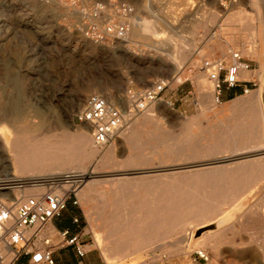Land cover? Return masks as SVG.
Wrapping results in <instances>:
<instances>
[{
	"label": "rangeland",
	"instance_id": "1",
	"mask_svg": "<svg viewBox=\"0 0 264 264\" xmlns=\"http://www.w3.org/2000/svg\"><path fill=\"white\" fill-rule=\"evenodd\" d=\"M96 1L108 0H0V118H7L0 119V131L10 138L7 129L15 124L17 128L27 130L30 142L36 141L43 145L55 143L70 134L86 131L91 135L88 125L80 124L76 118L90 93L100 92L117 102L129 88L142 90L158 86L162 81L169 85L176 73L173 67L181 63V71L194 72V95L180 100L177 110L166 111L154 105L150 106L142 112L144 114L140 113L131 121L123 135H119L120 138L117 137L109 148L101 150L97 147L102 154L85 161L83 166L86 170L83 172L91 174L92 177L99 176L101 180H117L122 177H112L120 176V172L131 168L129 160L134 156H139L134 161L137 164L148 162L145 167H176L180 170L178 173L220 166L215 163L222 159L215 158L175 162V157L168 151L175 144V140L185 136L190 140L189 143H184L187 146L197 143L215 144L221 132L218 126L220 123L236 125L242 115L249 114L252 108H262L253 98L264 83V76L262 79L259 77L264 67V47L261 44L264 42H261L257 29L258 13H264L262 0L257 1L258 12L252 9L250 0H238L237 3L227 6L222 5L221 0H127L136 7L131 32L124 41L117 40L108 44L93 42L79 34L73 26L80 7ZM241 17H248L249 22H244ZM146 21L153 22L157 34L147 32L133 36L134 30L139 31ZM250 31H254V35ZM231 50H240L245 57L251 59L253 67L258 70L242 73L255 74L256 85L253 88L260 89L235 101L233 99L215 106L213 84L202 69V64L205 59L210 58H224L229 63ZM259 57L262 60L261 69ZM209 96L214 105L212 110H207L209 104L203 105L204 98ZM146 116L151 118L145 120ZM141 119L146 121V126L140 129L139 136L134 124ZM131 129L136 134L129 137L127 132ZM160 141L162 143L159 144ZM155 150L160 153L156 152L154 158L149 160ZM192 154L189 149L188 155ZM250 154L253 152L237 156ZM105 155L108 157L106 161L102 159L106 158ZM228 156L232 157L225 154L220 158ZM10 161L1 145L0 172L18 178L29 177L13 173L11 169L7 170ZM227 162L225 160L219 164ZM136 167L140 168L138 165ZM56 172L60 171L53 170L42 176ZM110 186L112 191H105ZM117 186L119 185L102 183L96 186L95 192L83 189L79 193V201L87 220L95 227L94 231H100L101 234L106 229H111L110 224L105 225L104 218L117 216L121 212L126 214L128 208H137L123 206L122 209H115L113 198L151 201L147 196L151 191L132 192L129 197L124 198L127 191L119 193L115 191ZM253 187L262 192L264 181ZM163 202L152 200L148 205L152 207L164 204ZM262 204L259 206H264ZM164 212L166 213L163 210L162 213ZM133 213L137 214L136 210ZM95 215L99 217L97 222H94ZM216 222L218 221L196 226L192 229V235H189L190 231L184 235L171 232L161 242L175 241L176 246L170 249L174 253L171 256L177 258L180 264H264V217L248 222L245 226L238 225L236 220L220 224L218 222L216 228L195 236L198 228ZM146 227L147 223L144 228ZM214 233L217 236L213 237ZM93 234L98 243H101L100 234ZM104 243L105 241L102 242L103 245Z\"/></svg>",
	"mask_w": 264,
	"mask_h": 264
},
{
	"label": "bare ground",
	"instance_id": "2",
	"mask_svg": "<svg viewBox=\"0 0 264 264\" xmlns=\"http://www.w3.org/2000/svg\"><path fill=\"white\" fill-rule=\"evenodd\" d=\"M257 1L258 0H250L251 7L255 12L259 11ZM263 15L258 13L259 27L257 29L261 42H264V39H262L264 36ZM244 17H241V19H244ZM247 18L244 19V22H246V20L249 22V19ZM234 20H236V17ZM152 23V21H146L141 28L138 27L139 31L138 29L134 30L133 36L144 35V33L147 32H149V34H157V30ZM253 32L250 31V33ZM252 35H254V33ZM261 44L264 47V43ZM259 61V69H261L262 60L260 57ZM176 65L177 66L173 67V69H175L176 73H179V71L182 69L181 63ZM261 72L262 73L259 77L262 79V76H264V67L261 69ZM150 88H154V86ZM253 98L256 99L258 104L262 105V108L260 106L252 108L249 114L242 115L240 121H238L236 125L233 123H230L229 125H223L220 123L218 126L221 128V132H219L220 134L215 140V144L207 143L206 145H202L201 143H197L192 146H187L184 145V143H189L190 140L188 136H185L180 140H175L174 138L175 142L172 139V141L170 140L175 144L172 146V143L170 144L171 147L168 153L170 155L173 154L175 157V162L199 158H215L222 159L221 161H232L221 165V163L219 164L221 161L218 160L215 164L218 163L220 166L216 165V167H213L215 166L213 165L211 166L213 168L198 171L194 170L190 173L183 172L173 175L165 174V178L167 177L177 180V184L173 185L172 187H159L156 190L153 188L154 190L151 189L153 191L147 194L149 200L158 202L164 201L165 203L156 204L152 207L149 206L150 208L143 212L141 221L145 220L147 227L140 228V237L147 240L152 234H155L158 239L162 240L167 234H170L171 232L184 235L190 231L189 235H192V229L210 221L216 220L220 224L227 221L236 220L237 224L239 223L240 226H245V224H248V222H254L264 217V208L262 209L264 206H259V204L262 203V205H264V202H262L264 200V190L260 192L258 188L253 187L259 182L264 181V83H262L260 91L256 93L255 97ZM203 101L205 105L209 104V106H207V110H212L214 105L216 106L217 104L215 93L214 105L212 104L211 96L204 98ZM2 120H7V118H2ZM7 130L10 138L0 131V143L4 152L11 160L9 165H7V170L11 169L13 173L15 172L20 175L29 176L25 178H18L12 175V178L19 180V182L22 183L21 187L15 189L14 191L15 195L18 197L44 190V185L33 187L29 184V182L33 179H39L48 176H42V174L51 172L53 170L60 171L56 173L64 172V170H75L84 173L83 171L86 169H84L83 163L85 161L92 160L94 157H100V154H102L98 152V146L94 144L92 136L86 131L70 134L59 141H56L55 143L43 145L42 143L40 144L36 141L30 142L28 140L29 134L27 133V130L24 128H17L15 124H13L12 127L9 126V129ZM124 130L120 132V135ZM127 133L129 134V137L133 136L132 129ZM188 134L191 135L190 132ZM232 144L234 145L233 148L231 147ZM189 149H191L193 153L192 155H188ZM248 152H253V154L237 156L238 154H244ZM225 154H229L232 157L229 158L228 156L227 158H220ZM234 155L237 157H233ZM105 156L106 158H101L106 161L108 160V157L107 155ZM130 167L134 168L135 166L131 164ZM34 174H41V176L30 177V175ZM85 174L88 175V179L80 191L86 189L88 191L94 190L95 192L96 186L102 183H109L113 186L116 184L119 186L128 184V179L125 177L117 180H101L98 178L99 176L92 177V175L89 173ZM152 178L153 177L142 176L132 180L139 188L148 180L151 182L150 179ZM181 183H183V185H180ZM131 194L132 192L129 191L123 196L124 198H127ZM242 200L244 201L241 202ZM163 210L166 211V213L164 212L163 214ZM135 225V228H137V224ZM115 226H113V228ZM132 226L133 225L127 223L120 224L119 227L121 234L125 236H128L129 234L133 235L132 230H134V226ZM119 227L117 228L119 229ZM217 232L219 233V231ZM212 236L215 237L217 235L214 233ZM149 243L150 241L148 244ZM202 254L201 256H206L205 254ZM207 259H209V257H207Z\"/></svg>",
	"mask_w": 264,
	"mask_h": 264
},
{
	"label": "built area",
	"instance_id": "3",
	"mask_svg": "<svg viewBox=\"0 0 264 264\" xmlns=\"http://www.w3.org/2000/svg\"><path fill=\"white\" fill-rule=\"evenodd\" d=\"M237 2L221 0L225 6ZM262 2L264 4V0ZM135 13V5L127 0L91 2L80 7L73 26L79 34L95 43H114L129 36ZM229 54V63L224 58H210L202 64L213 84L217 104L223 102V87L237 86L241 82L240 73L253 66L251 59L240 50H231ZM166 85L162 81L154 88H129L117 102L103 93H90L76 114L77 121L88 125L94 144L104 149L113 144L134 118L159 100V93ZM250 90V87H244V93ZM87 179V174L75 170L51 174L29 182L33 187L44 185V190L18 197L14 191L22 183L12 178V174L0 172V264H54V245L44 233L45 229L53 218L62 215L69 200L79 204V192ZM59 233L63 242L74 245L77 252L84 255L78 234L69 236L67 229ZM22 258L27 261L22 262Z\"/></svg>",
	"mask_w": 264,
	"mask_h": 264
},
{
	"label": "crops",
	"instance_id": "4",
	"mask_svg": "<svg viewBox=\"0 0 264 264\" xmlns=\"http://www.w3.org/2000/svg\"><path fill=\"white\" fill-rule=\"evenodd\" d=\"M253 70H255V68L252 66V69L249 70L250 72L245 73H251ZM245 73H240L241 82L237 86L231 88L227 86L223 87V102H227L233 99L235 101L241 97L246 96V94H248L249 92H256L260 89V87L258 89L253 88L252 81H255L257 76L255 74L247 75ZM202 76L203 75H201L200 77L203 80ZM171 79L172 81L170 82V84H167L159 93V100H157V102L153 104L156 108H163L166 111H169L171 109L177 110V103L180 100L194 95V92L196 91V83L194 81L193 71H179V73H175ZM245 86L251 88L248 93H244ZM181 94H184L183 98L181 97ZM194 100L195 99L193 98L192 102H194ZM194 105L196 104L194 103ZM150 118L151 117H145L144 119L148 120ZM145 123L146 121H143L141 119L134 124V127L136 128L137 134L139 136L140 129L146 126ZM134 131L135 130L132 129L133 135L136 134V132ZM123 133L124 131L121 134L123 135ZM156 152L160 153L159 150H155L154 154H156ZM152 156L149 158V160L154 158V155ZM111 157L112 151L110 153V158ZM138 158L139 156H134L131 157L129 160V163L131 162L130 165L133 164L135 166L134 168H127L123 172L119 173L120 176L112 177L113 179L120 177H125L126 179H128V184H126V188H124L125 185L117 186L115 187V191L119 193H124L123 190H126L127 192L130 191L144 193L153 191V188H155L156 190L159 187L165 188L177 184V180H173L167 177L165 178L166 175L177 174L180 170L178 171L176 167H145L149 163L142 162L140 164H137L134 161H137ZM137 165L140 166V168H137ZM142 176L153 178L150 179L151 182H149L148 180L141 187L138 188V186L136 185V183L133 182L132 179H136ZM156 181L159 183H157ZM105 191H112L111 186L109 190ZM113 199L115 200V209L117 207H119V209H122L123 206H135L137 208H128L131 211L129 212V210H127L126 214H122L121 212L117 216L111 215L110 218L108 217V219L104 218L105 225H111L110 231L105 228L106 231L104 234H101L100 231H94L95 227L91 225V221L87 220L80 201L79 204H73V200L68 201V206L64 210L62 215L53 218L51 222L47 225L44 232L47 236L51 238L52 244L54 245V264H180L177 261V258L171 256L174 253L170 249L176 246L175 241L169 240L168 243H162L161 241L163 239H158L155 234H152L151 237L147 240L145 238L140 237L139 235L141 226L144 228L146 223L145 220L141 221V214L143 212V209L149 206L148 204H151V201L139 198H136L134 200H130L129 198L126 200H116L115 198ZM101 205L102 204H100V206ZM134 210H136L137 214L133 213ZM75 218H78V222H75ZM98 218L99 217L95 215L94 222H97ZM126 223L133 225L134 227H132L134 228V230H132L133 235L129 234L128 236L124 237L121 234L119 226L120 224ZM135 224H137V228H135ZM113 226H115L116 228H113ZM117 227H119V229ZM65 229L69 230V236L75 234L79 235V243L83 245L85 251L84 255H80L74 245H69L63 242V239L60 236L59 232ZM93 232H97L100 234L102 242L105 241L104 245L102 244V242L98 243ZM149 241L150 243L148 244ZM163 250L168 251L164 252ZM160 255H162V257H159ZM21 261L26 262L27 258H22ZM110 261H112V263H110Z\"/></svg>",
	"mask_w": 264,
	"mask_h": 264
},
{
	"label": "water",
	"instance_id": "5",
	"mask_svg": "<svg viewBox=\"0 0 264 264\" xmlns=\"http://www.w3.org/2000/svg\"><path fill=\"white\" fill-rule=\"evenodd\" d=\"M263 102H264V98H263ZM218 225V222L214 223V224H211L209 226H205V227H202V228H198L196 230V233H195V236H200L202 234V232L208 230V229H212V228H216Z\"/></svg>",
	"mask_w": 264,
	"mask_h": 264
}]
</instances>
